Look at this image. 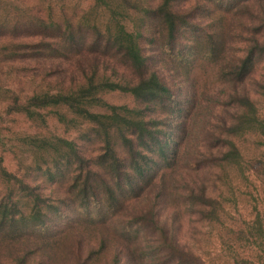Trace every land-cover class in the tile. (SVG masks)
I'll return each mask as SVG.
<instances>
[{
    "label": "trees",
    "instance_id": "obj_1",
    "mask_svg": "<svg viewBox=\"0 0 264 264\" xmlns=\"http://www.w3.org/2000/svg\"><path fill=\"white\" fill-rule=\"evenodd\" d=\"M179 1L0 0V240L7 241L2 235L11 239L5 248L12 253L11 264L29 261L33 252L46 254L49 243L30 251L16 245L25 236L34 238L33 230L44 234L41 239L57 233L38 229L52 222L61 204L86 210L92 222L103 211L113 212L102 217L108 221L104 225L111 227L119 216L124 234L134 230L139 236L141 230L158 228L167 241L162 264H207L175 242L185 224L180 214L192 203L197 215L222 223L223 229L229 212L223 190L214 187L209 194L213 169L223 171L231 187L237 180L238 188L259 174L253 162L264 143V110L259 107L264 70L256 76L255 68L264 59V0H216L223 18L211 33L202 34L211 43L200 51L205 64L217 51L224 55L229 46L225 33L241 19L237 10L252 12L243 49L229 66L221 65L234 84L223 77L230 100L217 102L215 125L206 120L195 129L188 125L194 117L189 112L177 119V130L187 139L201 137L209 152H201V160H186L185 152L171 150L164 121L183 111L170 110L173 88L152 68L143 47L144 41L156 46L158 37L176 44L190 27L188 11L176 8ZM201 37L185 51L198 54ZM248 82L251 92L245 89ZM116 93L132 104L109 103L106 97ZM245 137L254 141L250 153L241 143ZM158 164L163 166L157 169ZM181 175L191 179L192 189L175 187ZM138 203L150 207L137 213ZM171 208L179 216L162 220L160 215ZM246 226L264 248V219L258 215ZM250 238L243 235V241Z\"/></svg>",
    "mask_w": 264,
    "mask_h": 264
},
{
    "label": "rangeland",
    "instance_id": "obj_2",
    "mask_svg": "<svg viewBox=\"0 0 264 264\" xmlns=\"http://www.w3.org/2000/svg\"><path fill=\"white\" fill-rule=\"evenodd\" d=\"M176 8H185L188 11L187 20L190 22V27L182 30L176 44L169 45L163 38L158 39V37L156 46L151 47L148 45V41H144L143 47L146 54L152 58V68L154 67L166 84L173 88L170 110L175 108L183 111L174 120L168 118L169 120L164 121L168 126L164 129V133L169 135L171 150H179L178 155L181 151L182 153L185 152L186 160L193 158L201 160V152L204 150L209 156V152L202 147L201 137L198 134H192L187 139L184 133L177 130V126H179L177 119L189 112L190 114L194 113V117L190 118L188 125H193L196 127L195 129H200L206 120L209 125H215L216 121L212 115L214 107L217 106L218 101L227 103L230 100L228 98L230 85L225 83L223 78L230 79V71L228 68L222 71L221 65L227 64L229 66L231 61L235 59L237 50L243 49L242 41L249 36L247 31L250 27V18L248 17L252 12L246 7L237 10L241 19L236 22L237 25L233 27L230 34L225 33L224 39L229 43V46L224 55L222 56L217 51L204 64L201 57L203 54L200 51L205 48L209 49L211 43L208 36L202 34L213 31L216 22L223 18V12L217 10L216 0H180ZM235 20L236 18L233 21ZM199 35L202 36V43L198 46V54L192 56L185 50ZM184 54L188 56H184ZM223 57L225 59H221ZM263 70L264 59L256 66L255 75L259 76ZM232 83L234 84L233 81ZM243 88H245L244 85ZM247 88L245 89L248 92L254 89L249 82ZM106 98L109 103L117 106L132 104L131 98L118 93ZM259 107L264 110V103H261ZM241 143L247 153H250L249 150H252L250 148L251 143H254L253 139L245 137L241 139ZM255 154H257L258 159L257 162H253V165L259 170V174L252 179L253 183H242L238 188L235 183L237 180L234 181L233 179V186L231 187L229 180L224 176L223 171L220 172L219 168L216 171L213 169L216 175L214 182L207 183L208 187L212 188L209 194H212L215 190L214 187H217L219 192L223 190L224 199L227 201L226 206L229 215L226 217L227 221H222L226 223L223 229H220L222 223H211L209 219H203L197 215V209L191 208L192 203H188L187 207L181 210L180 215L184 216L183 223L185 224L183 230L178 233L175 242L180 246L187 245L197 257L207 264H264V248L261 249L262 241L260 238L256 240L250 238V230L246 226L250 220L257 219L258 215L264 219V143L260 144ZM7 160L9 162L10 158L8 157ZM159 164L157 169L163 166H159ZM209 166L211 165H207L208 168ZM165 169L167 170V168ZM159 172L161 174L162 171ZM193 184L190 178L182 176V178H178L175 187L185 192L187 189H192ZM169 188L172 190L170 185ZM62 192L61 194L65 193ZM227 194L230 195V199H228ZM172 200L173 206L177 204V201ZM149 207L147 203L141 206L138 203V205H134L133 209L140 213V208L147 209ZM58 210L59 212L54 213L56 217L51 216L52 222L48 223L46 228L38 229L40 232L53 230L57 233L47 234L45 239H41V235L44 234L33 230L35 232L34 238L25 236L20 240V243L16 242V248L26 251H30L28 249L34 250L33 247L49 243L47 249L43 251L46 254L39 257V253L33 252L29 261L14 264H93V262H95L94 264H162V257L168 254L167 248L164 246V244L167 245L166 236L158 228L149 227L150 229L141 230L139 236L134 234V230L124 234L122 231L124 225L119 224L122 221L119 216L116 218L117 222L111 227L104 225L108 221L102 217H111L113 212L103 211L102 216L99 215L101 216L100 219L97 222H92L94 219L92 220L91 217L87 216L89 212L79 210L70 204H61ZM175 210L178 209L171 208L169 212L163 211L160 215L161 219L167 221L170 217L179 216ZM231 225L236 230L238 227L242 233L232 231ZM239 233L240 237L238 236ZM243 235L250 239L243 241ZM2 237L7 241L0 240V264H11L9 257L12 253L5 249L11 239L3 235ZM86 257L90 259L89 263H86Z\"/></svg>",
    "mask_w": 264,
    "mask_h": 264
}]
</instances>
